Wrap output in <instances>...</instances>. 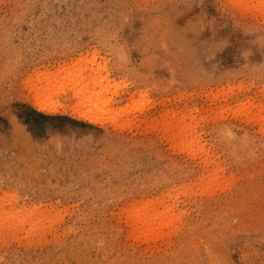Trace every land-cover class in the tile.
I'll return each instance as SVG.
<instances>
[{
	"label": "rangeland",
	"instance_id": "1",
	"mask_svg": "<svg viewBox=\"0 0 264 264\" xmlns=\"http://www.w3.org/2000/svg\"><path fill=\"white\" fill-rule=\"evenodd\" d=\"M261 1L0 0V264H264Z\"/></svg>",
	"mask_w": 264,
	"mask_h": 264
},
{
	"label": "bare ground",
	"instance_id": "2",
	"mask_svg": "<svg viewBox=\"0 0 264 264\" xmlns=\"http://www.w3.org/2000/svg\"><path fill=\"white\" fill-rule=\"evenodd\" d=\"M253 1H254V0H253ZM245 2H246V1H245ZM247 2H248V1H247ZM249 2H250V1H249ZM260 3H261L262 5H261ZM259 4L261 5V8H264V7H263V6H264V0H263V3H262V1H261V2H259ZM257 7H258V6H257ZM263 11H264V10H263ZM84 60H85V59H84ZM86 60H87V59H86ZM76 61H77V60H76ZM91 61H93V60H91ZM86 62H87V61H86ZM89 62H90V61H89ZM80 63H81V61H80ZM97 64H98V63H97ZM94 65H95V64H94ZM98 66H101V65H98ZM98 68H99V67H98ZM104 68H106V67H104ZM69 69H70V68H69ZM93 69H94V68H93ZM62 70H63V69H62ZM70 70H72V69H70ZM70 70H69V71H70ZM73 70H74V69H73ZM80 70H81V69H80ZM63 71H66V69L63 70ZM94 71H95V69H94ZM99 71H100V70H99ZM59 72H60V71H59ZM75 72H76V71H75ZM78 72H79V71H78ZM78 72H77V74H78ZM81 72H82V71H81ZM97 72H98V71H97ZM72 73H73V72H72ZM72 73H71V74H72ZM51 74H52V73H51ZM67 74H68V73H67ZM67 74H66V75H67ZM98 74H101V72H98ZM102 74H103V73H102ZM106 74H107V73H106ZM53 75H54V74H53ZM64 75H65V74H64ZM74 75H75V74H74ZM95 75H96V74H95ZM47 76H48V75H47ZM54 76H55V77H54ZM54 76H53V77L56 78L57 75L55 74ZM61 76H62V75H61ZM89 76H91V75H89ZM107 76H109V75L107 74ZM51 77H52V76H51ZM62 77H63V76H62ZM78 77H81V75L78 74ZM84 77H85V76H83V78H84ZM91 77H93V76H91ZM94 77L96 78V76H94ZM46 78H47V77H46ZM63 78H64V77H63ZM65 78H66V77H65ZM81 78H82V77H81ZM83 78H82V80H85V79H83ZM100 78H101V77H100ZM103 78H104V77H103ZM103 78H102V79H103ZM51 79H52V78H51ZM69 79H70V78H69ZM72 79H73V76H72ZM104 79H105V78H104ZM104 79H103V81H104ZM47 80H48V79H47ZM53 80H54V79H53ZM59 80H60V79H59ZM59 80H58V81H59ZM77 80H78V78H77ZM80 80H81V79H80ZM88 80H89V79H88ZM93 80H94V78H93ZM105 80H106V79H105ZM61 81H62V80H61ZM61 81H60V82H61ZM65 81H66V79H65L64 81H62V82L65 83ZM70 81H72V80H70ZM86 81H87V78H86ZM109 81H110V80H109ZM42 82H43V81H42ZM75 82H77V81H75ZM91 82H92V81H91ZM107 82H108V81H107ZM63 83H62V84H63ZM68 83H69V82H68ZM78 83H79V82H78ZM82 83H83V82H82ZM55 84H56V82H55ZM76 84H77V83H76ZM88 84H89V83H88ZM100 84H101V83H100ZM51 85H52V84H51ZM78 85H79V84H78ZM82 85H83V84H82ZM84 85H85V84H84ZM104 85H105V84H104ZM110 85H111V84H110ZM45 86L47 87V84H45ZM45 86H44V87H45ZM48 86H50V85H48ZM62 86H63V85H62ZM67 86H70V85L68 84V85H66L65 87H67ZM72 86H73V85H72ZM80 86H81V85H80ZM87 86H88V85H87ZM87 86H86V87H87ZM100 86H101V85H100ZM107 86L109 87V85H107ZM42 87H43V86H42ZM65 87H64V88H65ZM83 87H84V86H83ZM108 87H107V89H108ZM47 88H49V87H47ZM61 88H62V87H61ZM64 88H63V89H64ZM74 88L76 89L75 86H74ZM96 88H97V87H96ZM100 88L102 89V87H100ZM41 89H42V88H41ZM55 89H56V88H55ZM84 89H85V88H84ZM89 89L92 90L90 87H89ZM103 89H104V88H103ZM107 89H106V90H107ZM38 90H39V89H38ZM90 90H89V92H90ZM104 90H105V89H104ZM104 90H103V92H104ZM108 90H109V89H108ZM113 90H114V89H113ZM113 90H111V91L114 92L115 90H114V91H113ZM63 91H64V90H63ZM74 91H75V90H74ZM74 91H72V92H74ZM86 92H87V90H86ZM94 92H95V90H94ZM103 92H101V93L104 94ZM109 92H110V91H109ZM109 92L107 91V93H109ZM38 93H39V92H38ZM45 93H46V92H45ZM52 93H53V92H52ZM59 93H60V92H59ZM61 93H62V92H61ZM77 93H78V94H77ZM84 93H85V91H84ZM90 93H92V92H90ZM98 93H99V90H98ZM114 93H116V92H114ZM117 93H118V92H117ZM117 93H116V94H117ZM54 94H55V93H53V95H54ZM56 94H57V93H56ZM64 94H65V93H64ZM74 94H75V95H76V94L79 95L80 93H79V91L77 90ZM93 94H95V93H93ZM93 94H91V95H93ZM51 95H52V94H51ZM51 95H49V96H51ZM83 95H84V94H83ZM86 95H87V94H86ZM86 95H85V97H86ZM105 95H106V93H105ZM49 96H48V97H49ZM89 96H90V95H89ZM89 96L87 97L88 99H89ZM94 96H95V95H94ZM96 96H97V94H96ZM46 97H47V96H46ZM46 97H45V100L48 99V98L46 99ZM81 97H82V96H81ZM85 97L83 96L84 100H86ZM50 98H51V97H50ZM75 98H76V97H75ZM90 98H92V96H91ZM96 98H97V97H96ZM104 98H105V97H103L102 99H104ZM106 98H107V97H106ZM106 98H105V99H106ZM109 98H110V97L107 98V101H108ZM52 99H53V97H52ZM88 99H87V100H88ZM45 100H44V101H45ZM97 100H98V99H97ZM47 101H48V100H47ZM50 101H51V100H50ZM89 101H90V100H89ZM93 101H94V100H93ZM107 101L105 102V100H104V106L101 105V108H102V107H103V108L105 107ZM110 101H111V100H110ZM100 102H101V101H99V102H98V101H95V104H96V103L98 104V105H97L98 108H99L100 104L103 103V102H102V103H100ZM45 103L47 104V102H45ZM51 103H53V102H51ZM99 103H100V104H99ZM255 103H256V102H255ZM79 104H80V103H79ZM84 104H86V103H84ZM84 104H83V105H84ZM88 104H89V105H93L91 101H90V103H88ZM132 104H133V103H132ZM132 104H131V105H132ZM241 104H242V103H241ZM251 104H252V103H251ZM251 104H250V106H251ZM260 104H261V103H260ZM108 105H110V103H109ZM245 105H246V104H245ZM80 106H81V105H80ZM95 106H96V105H94V107H95ZM110 106H111V105H110ZM133 106H134V105H133ZM135 106H136V104H135ZM137 106H139V105H137ZM257 106H259V105H257ZM257 106H255V108H256ZM261 106H262V105H261ZM261 106H260V110H262L261 108L263 107V106H262V107H261ZM82 107H84V106H82ZM92 107H93V106H92ZM129 107H131V106H129ZM248 107H249V106H248ZM251 107H252V106H251ZM76 108H77V107H76ZM84 108H85V107H84ZM101 108H99V109H101ZM106 108H107V106L105 107V109H106ZM126 108H128V107H126ZM126 108H125V110H126ZM132 108H133V107H131V109H132ZM223 108H224V107H223ZM253 108H254V107H253ZM258 108H259V107H258ZM94 109H95V108H94ZM107 109H108V108H107ZM120 109H121V108H120ZM123 109H124V108H123ZM131 109H130V110H131ZM133 109H134V108H133ZM246 109H247V108H246ZM78 110H79V109H78ZM84 110H85V109H84ZM89 110H90V109H89V107H88V110H87V111H89ZM95 110H96V109H95ZM108 110H109V109H108ZM111 110L113 111L112 114L114 113V115H115V111H117V110H115V109L113 110V109L110 108L109 111H111ZM125 110H123V111H125ZM127 110H128V109H127ZM237 110H238V109H237ZM247 110H248V109H247ZM249 110H251V109H249ZM260 110H257V116H258V113H259ZM91 111H93V110H91ZM100 111H101V110H100ZM106 111H107V110H106ZM107 112H108V111H107ZM237 112H238V111H237ZM241 112H242V111H241ZM255 112H256V111H255ZM260 112H261V111H260ZM102 113H104L103 115L106 114L105 111L103 112V110H102ZM110 113H111V112H110ZM117 113H118V114H117ZM124 113H125V112H123V114H124ZM248 113H249V112H248ZM252 113H253V112H252ZM107 114H108V113H107ZM107 114H106V115H107ZM121 114H122V113H121ZM121 114H120V110H119V112H116V115H115V116H116L117 118H119V117L121 116ZM249 114H250V113H249ZM259 114H261V113H259ZM117 115H118V116H117ZM119 115H120V116H119ZM112 116H113V115H112ZM112 116H111V117H112ZM115 116H114L113 118H115ZM122 116H123V115H122ZM127 116H128V115H127ZM253 116H254L255 119L257 118V117H256V114H254V113H253ZM260 117H261V115H260ZM134 118H135V117H134ZM249 118H250V117H249ZM251 118H252V116H251ZM262 118H263V121H264V117H262ZM125 119H126V118H125ZM125 119H124V120H125ZM255 119H253V120H255ZM108 120H110V119H108ZM128 120H130V119H128ZM128 120H127V122H128ZM141 120H142V119H141ZM253 120L250 119L249 121H253ZM257 120H258V119H257ZM110 121H113V120H110ZM114 121H115V120H114ZM114 121H113V122H114ZM124 123H125V121H124ZM180 123H181V122H180ZM255 123H256V122H255ZM255 123H254V124H255ZM114 124H116V123L114 122ZM119 124H120V121H119ZM126 124H127V123H126ZM128 124L130 125L131 123L129 122ZM128 124H127V125H124V124H123L122 126H123V127H124V126L127 127ZM132 124H133V123H132ZM187 124L189 125V123H187ZM259 124H260V121H259ZM182 125H183V124H182ZM190 125H191V124H190ZM195 125H196V124H195ZM257 125H258V124H257ZM120 126H121V125H120ZM262 126H264V125H261V127H262ZM181 127H182V126H181ZM192 127H193V125H192ZM189 128H191V126H190ZM193 128L195 129V127H193ZM193 128H192V129H193ZM196 128H197V127H196ZM185 130H187V128H185ZM195 130H196V129H195ZM188 131H189V130H188ZM190 132H192V131H190ZM194 132H195V131H194ZM184 133H185V132H184ZM191 134H192V133H191ZM185 136H186V135H185ZM196 136H199V135H196ZM196 136H195V138H196ZM188 137H190V136H188ZM199 137H200V136H199ZM201 137H202V136H201ZM191 138H192V137H191ZM191 138H190V139H191ZM186 139H187L186 137L182 138V141H183V143L181 142L182 145H183L184 143H187ZM192 139L194 140V138H192ZM192 139H191L190 141L193 143L194 141H193ZM195 141H196V140H195ZM197 141L200 142L199 139H198ZM197 144H198V143H197ZM203 144H204V143H203ZM183 146H184V145H183ZM195 146H196V145H195ZM201 146H202V145H201ZM197 147L201 149L203 146L200 147V145H199V146H197ZM191 148H192V147H191ZM202 150H204V149H202ZM188 151H189V150H188ZM199 151H200V150L198 149V152H199ZM196 152H197V150H196ZM200 152H201V151H200ZM204 152H205V151H204ZM188 154H189V153H188ZM195 155H196V154H195ZM190 156H191V155H190ZM198 157H199V156H198ZM219 171H220V170H219ZM214 172H215V171H214ZM216 173H217V172H216ZM216 173H215V174H216ZM220 173H221V172H220ZM214 177H215V176H214ZM216 178H217V177H216ZM219 178H220V176H219ZM1 209H2V208H1ZM1 209H0V210H1ZM145 209H147V208H145ZM3 210H4V209H3ZM157 211H158V210H157ZM157 211H156V212H157ZM170 211H171V210H170ZM2 212H3V211H2ZM156 212L153 211V212L151 213L150 211H145V210H144V211H142V210H138V211L136 212L137 215H138L137 217H139V218H136L135 223L138 225V228H139V230H140V233H141L144 237H148V239L150 238L149 240H151L152 237H156L159 233H161L159 229H161L162 226H163V228L165 229V227H168V225H170V224L174 221V220L172 219V217H171V218H167V216H164V217H166V218H165V219L163 218V221H162L161 217H158L159 214L156 213ZM165 212H166V211H165V209H164V213H165ZM7 213H8V212H7ZM162 213H163V211H162ZM162 213H161V214H162ZM166 213H167V212H166ZM170 213H171V212H170ZM1 214H2V213H1ZM1 214H0V215H1ZM3 214H4V213H3ZM3 214H2V215H3ZM163 215H164V214H162L161 216H163ZM159 216H160V215H159ZM168 217H169V216H168ZM158 218L161 220V222H160V220H159ZM29 220H30V219H29ZM158 220H159V221H158ZM159 223H160V224H159ZM159 226H160V227H159ZM176 226H177V224H176ZM158 227H159V228H158ZM163 228H162L161 230H163ZM158 232H159V233H158ZM163 233H164V232H163ZM162 235H164V234H162ZM157 237H158V236H157ZM159 238H160V237H159ZM154 240H155V239H154ZM157 240H159V239H157ZM152 241H153V240H152ZM155 241H156V240H155Z\"/></svg>",
	"mask_w": 264,
	"mask_h": 264
}]
</instances>
